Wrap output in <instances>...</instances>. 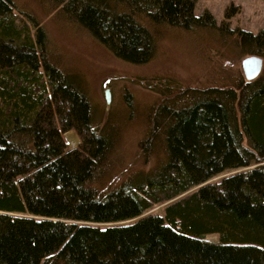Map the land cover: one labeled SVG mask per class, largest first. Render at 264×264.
Masks as SVG:
<instances>
[{
    "label": "trees",
    "instance_id": "trees-1",
    "mask_svg": "<svg viewBox=\"0 0 264 264\" xmlns=\"http://www.w3.org/2000/svg\"><path fill=\"white\" fill-rule=\"evenodd\" d=\"M195 3L0 0V264H264V73L162 91L139 141L152 165L105 190L121 134L95 123L50 46L49 14L133 64L166 28L218 29L264 55V27L232 28L228 10L218 24Z\"/></svg>",
    "mask_w": 264,
    "mask_h": 264
},
{
    "label": "rangeland",
    "instance_id": "rangeland-1",
    "mask_svg": "<svg viewBox=\"0 0 264 264\" xmlns=\"http://www.w3.org/2000/svg\"><path fill=\"white\" fill-rule=\"evenodd\" d=\"M21 3L23 0H16ZM208 9L220 24L226 10L232 28L241 27L254 33L264 27V0H196L195 13ZM45 16L51 48L63 55L64 67L81 79L95 109V123L102 125L112 118L118 128V162L108 177L105 190L120 182L131 170L147 169L139 141L148 130L145 115L162 91L184 86L219 85L245 77L242 60L248 56L239 43L218 29L166 28L157 33L155 55L146 63L133 64L117 58L99 38L76 24H58ZM259 55V54H258ZM264 59V55H261ZM264 73V61L262 71ZM246 78V77H245ZM111 99L106 102L105 91ZM65 134L70 148L68 133ZM123 136V138H122ZM121 142V143H120ZM162 205L153 210L161 211ZM217 240L216 236H208Z\"/></svg>",
    "mask_w": 264,
    "mask_h": 264
},
{
    "label": "water",
    "instance_id": "water-1",
    "mask_svg": "<svg viewBox=\"0 0 264 264\" xmlns=\"http://www.w3.org/2000/svg\"><path fill=\"white\" fill-rule=\"evenodd\" d=\"M263 61V57L258 54L248 55L242 60V68L247 80H253L261 73ZM105 98L106 102L109 103L111 99L109 88H107L105 91Z\"/></svg>",
    "mask_w": 264,
    "mask_h": 264
},
{
    "label": "bare ground",
    "instance_id": "bare-ground-1",
    "mask_svg": "<svg viewBox=\"0 0 264 264\" xmlns=\"http://www.w3.org/2000/svg\"><path fill=\"white\" fill-rule=\"evenodd\" d=\"M69 135L67 136L69 142L74 146L76 143H78V137H76V135L74 134H70V132L68 133Z\"/></svg>",
    "mask_w": 264,
    "mask_h": 264
}]
</instances>
